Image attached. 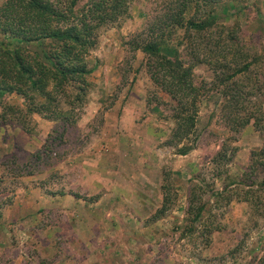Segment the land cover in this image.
<instances>
[{
  "label": "rangeland",
  "instance_id": "obj_1",
  "mask_svg": "<svg viewBox=\"0 0 264 264\" xmlns=\"http://www.w3.org/2000/svg\"><path fill=\"white\" fill-rule=\"evenodd\" d=\"M162 2L130 0L126 17L99 29L89 54L98 66L74 123L33 114L28 132L12 121L0 132V264H251L261 253L264 216L250 218L242 182L245 172L264 177V165L250 167L262 134L252 121L229 128L213 73L197 64L196 129L181 141L194 148L176 152L174 103L150 79L133 40ZM242 4L218 6L219 23L255 58L250 84L264 85V0ZM179 52L191 61L186 45ZM5 103L23 107L15 93L2 96L0 110ZM236 109L244 116L243 98ZM66 194L101 199L86 209ZM257 195L264 207L263 187ZM192 201L205 204L196 222Z\"/></svg>",
  "mask_w": 264,
  "mask_h": 264
},
{
  "label": "trees",
  "instance_id": "obj_2",
  "mask_svg": "<svg viewBox=\"0 0 264 264\" xmlns=\"http://www.w3.org/2000/svg\"><path fill=\"white\" fill-rule=\"evenodd\" d=\"M63 1H1L0 99L4 94L15 93L23 99V107L2 104L0 125L12 121L28 132L26 119L33 114L74 123L77 109L88 93L87 77L98 66V60L91 62L89 54L97 45L99 29L126 17L130 3ZM244 1L163 0L160 11L153 14L133 40L134 48L146 55L150 79L168 95L170 104L174 103L169 116L173 122L169 141L179 144L176 152L184 155L194 148L193 144L181 141L196 129L199 89L192 74L195 65L205 64L224 97V113L232 115L229 128L236 132L252 121L262 134L260 150L251 152L250 167L254 172L264 165V85L258 81L250 84L255 58H251L245 45L242 51L236 30L220 24L217 12L218 6L225 9ZM185 45L191 61L183 59L179 52L180 46ZM240 98L244 99V116L237 118ZM216 156L221 160L223 155L219 151ZM251 177L245 172L244 201L249 205L250 218L256 219L264 216L260 214L264 207L257 195L260 188L264 189V177L257 182ZM204 207V203L194 206L192 201L188 207L191 221L201 218ZM254 259L251 264H264V247Z\"/></svg>",
  "mask_w": 264,
  "mask_h": 264
},
{
  "label": "crops",
  "instance_id": "obj_3",
  "mask_svg": "<svg viewBox=\"0 0 264 264\" xmlns=\"http://www.w3.org/2000/svg\"><path fill=\"white\" fill-rule=\"evenodd\" d=\"M0 1H2V0H0ZM6 126L7 125H2V126H0V132L1 131H3V132H5L6 130L8 131V129L6 128ZM0 139H2V137L0 138ZM113 191H114V189H112V188H109L107 191H105L104 193H103V195H111V194H113ZM98 192V191H97ZM68 196H70V198L72 199V201L73 202H75L76 203V205H78V202H82L83 203V207L85 208L86 207V209H87V206L89 205V204H93V202L95 201V200H97L98 199V202H99V200L101 199V197H99V198H96V199H94L93 201H90V202H92V203H89L88 204V200L86 201L85 199H82V198H79V197H76V196H73V195H71V194H66V195H64V197H68ZM56 197V199H58L60 196L59 195H57V194H55V195H53L52 196V198H55ZM110 197V196H109ZM68 199V198H67ZM57 202V201H56ZM86 203H87V206H86ZM88 211H90L91 213H92V211L91 210H88ZM92 214H94V213H92Z\"/></svg>",
  "mask_w": 264,
  "mask_h": 264
}]
</instances>
